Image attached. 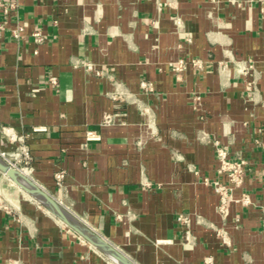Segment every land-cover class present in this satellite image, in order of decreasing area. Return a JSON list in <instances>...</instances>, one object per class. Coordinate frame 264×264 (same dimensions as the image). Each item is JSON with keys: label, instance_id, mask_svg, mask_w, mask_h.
Instances as JSON below:
<instances>
[{"label": "crops", "instance_id": "obj_1", "mask_svg": "<svg viewBox=\"0 0 264 264\" xmlns=\"http://www.w3.org/2000/svg\"><path fill=\"white\" fill-rule=\"evenodd\" d=\"M262 8L0 0V124L28 176L137 264H264ZM214 139L244 160L223 214ZM0 264L114 263L0 172Z\"/></svg>", "mask_w": 264, "mask_h": 264}, {"label": "built area", "instance_id": "obj_2", "mask_svg": "<svg viewBox=\"0 0 264 264\" xmlns=\"http://www.w3.org/2000/svg\"><path fill=\"white\" fill-rule=\"evenodd\" d=\"M264 11V8H262ZM38 33H35L37 36ZM80 64L84 69L93 74H100V70L90 61L82 60ZM250 67V65H249ZM145 87V83H141ZM104 121H116V115L107 113L104 115ZM0 137L2 140L8 142L11 147L9 149H0V156L8 162L10 166L20 170L28 175L31 166V152L26 141V135L17 132L13 126L8 124H0ZM97 136L88 135V138L95 139ZM260 147L264 151V140L260 141ZM215 150V157L218 161L217 172L222 175L223 179H213L211 185L218 195V210L223 214L227 210V202L232 199L233 187L238 186L243 180L244 174V160H232L228 156V151L224 144L219 139L213 140ZM64 177V170L55 172V183L60 184ZM176 220L182 226H187L191 217L189 213L180 212L176 216ZM207 262H211L212 258L207 257Z\"/></svg>", "mask_w": 264, "mask_h": 264}, {"label": "water", "instance_id": "obj_3", "mask_svg": "<svg viewBox=\"0 0 264 264\" xmlns=\"http://www.w3.org/2000/svg\"><path fill=\"white\" fill-rule=\"evenodd\" d=\"M0 172L18 188L28 194L52 216L58 218L85 239L94 248L104 254L114 264H137L106 238L88 226L83 220L66 209L59 201L51 196L42 186L27 174L13 168L0 156Z\"/></svg>", "mask_w": 264, "mask_h": 264}]
</instances>
